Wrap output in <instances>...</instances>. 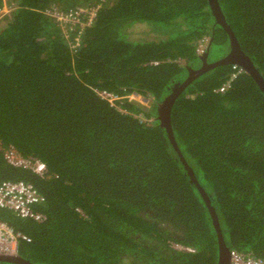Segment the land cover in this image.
<instances>
[{
  "label": "trees",
  "instance_id": "16d2710c",
  "mask_svg": "<svg viewBox=\"0 0 264 264\" xmlns=\"http://www.w3.org/2000/svg\"><path fill=\"white\" fill-rule=\"evenodd\" d=\"M218 2L264 77V0ZM5 5L0 182L25 181L44 196L35 206L42 221L0 208V219L27 237L19 256L32 264H219L203 190L230 251L264 258L258 83L235 64L195 77L171 110L181 153L159 118V104L204 66L205 53L213 63L231 50L209 0H0V11ZM74 12L63 27L58 15ZM138 26L148 30L136 35ZM102 91L151 104L123 98L122 112ZM10 152L44 161L47 173L13 166Z\"/></svg>",
  "mask_w": 264,
  "mask_h": 264
},
{
  "label": "built area",
  "instance_id": "2783aa9c",
  "mask_svg": "<svg viewBox=\"0 0 264 264\" xmlns=\"http://www.w3.org/2000/svg\"><path fill=\"white\" fill-rule=\"evenodd\" d=\"M81 11L83 10L81 9ZM79 13L80 12L70 13L68 17H65L63 14L60 16L65 19L74 18L75 15L77 16ZM206 46L207 41L200 42L197 48V53L204 54ZM100 95L112 106H115L122 112L126 111L117 104V101L123 98L133 100L137 96L146 101H150L151 103L150 99L148 100L138 93L119 96L108 91H102L100 92ZM7 158L13 166L28 169L40 176H44L48 171L47 164L39 159L27 160L18 156L15 152H10ZM43 202L44 196L31 183L25 181L0 182V208L12 211L21 219L42 221L44 215L35 210V206ZM25 239H27V237L23 233L17 231L5 220L0 219V254L18 255L20 242ZM186 249L191 250V248ZM230 264H264V258H258L238 251H231Z\"/></svg>",
  "mask_w": 264,
  "mask_h": 264
},
{
  "label": "water",
  "instance_id": "95a60500",
  "mask_svg": "<svg viewBox=\"0 0 264 264\" xmlns=\"http://www.w3.org/2000/svg\"><path fill=\"white\" fill-rule=\"evenodd\" d=\"M210 5L212 7V10L217 18V21L223 25V27H225V29L227 30L230 39H231V50L230 52L223 57L222 59L215 61L213 63H207L206 59H207V55L208 53H205L203 59L205 60V64L202 68L199 69H191L190 72V76L188 77V79L186 81H184L175 91H173V93H171L170 95H168L164 102L159 104L158 106V111H159V118L161 119V124L162 126L166 127L172 141L174 142L177 150L180 152L176 141H175V137L173 134V130H172V124H171V110H172V106L173 103L175 101V99L179 96V94L185 89V87L197 76L203 74L204 72H206L208 69L212 68V67H216L219 65H223V64H235V65H239L240 67H242L245 71H247L254 79L255 81L258 83L260 89L264 92V77L262 76L261 72L258 70V68L255 66V64L253 63L252 59L242 50L241 45L237 39V37L235 36L233 29L230 27V25L227 23L221 8L219 6V2L218 0H209ZM181 155V154H180ZM184 163L186 164V161L184 160L183 156L181 155ZM187 166V164H186ZM191 175L193 176L194 180L196 181L193 173L191 172L190 168H188ZM197 183V181H196ZM199 185V184H198ZM203 196L205 197L217 231H218V235H219V243H220V259H219V264H230V249L229 247H227L225 240L221 234V230L219 227V223L217 221V217L215 215V212L213 210V208L210 206L209 200L207 199L205 193L203 192V190H201ZM0 261L3 262H11V263H17V264H32L29 261L25 260L23 257L19 256V255H4V254H0Z\"/></svg>",
  "mask_w": 264,
  "mask_h": 264
},
{
  "label": "rangeland",
  "instance_id": "374dc122",
  "mask_svg": "<svg viewBox=\"0 0 264 264\" xmlns=\"http://www.w3.org/2000/svg\"><path fill=\"white\" fill-rule=\"evenodd\" d=\"M8 11H10V8L7 6V5H5L4 6V8L0 11V18L4 15V14H6ZM62 15V14H61ZM57 19L58 20H60V21H62L63 23H62V26L64 27V25L66 24V23H70V22H68V20H70L71 18H66V20H67V22L65 23V18H62V16H60V15H58V17H57ZM73 20H74V18H73ZM75 21L77 22V21H79V19L76 17L75 18ZM1 22H2V20H1ZM71 23H74V22H71ZM72 25H74V24H72ZM73 29V27L71 28V26L70 27H68V29L67 28H65V31H67L66 32V34L67 35H69L70 33H71V30ZM135 30H136V35L138 34V33H140V32H144V31H146V30H148L147 28L146 29H143V28H141V26H138V27H136L135 28ZM75 45H78V42H76V44ZM133 100H135V101H137L138 103H140V104H145V105H150L151 103H150V101H146V100H144V99H142V98H139V97H135V99H133ZM175 247L177 248H180V246H178L177 244L175 245Z\"/></svg>",
  "mask_w": 264,
  "mask_h": 264
}]
</instances>
